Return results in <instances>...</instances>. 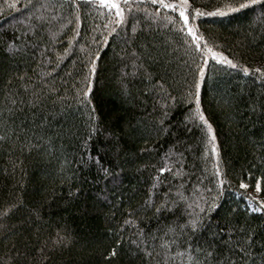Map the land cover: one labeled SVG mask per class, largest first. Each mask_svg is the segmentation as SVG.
I'll use <instances>...</instances> for the list:
<instances>
[{"label":"trees","instance_id":"1","mask_svg":"<svg viewBox=\"0 0 264 264\" xmlns=\"http://www.w3.org/2000/svg\"><path fill=\"white\" fill-rule=\"evenodd\" d=\"M39 2H50L52 9L37 12L28 0H0V109L5 110L6 119L0 126L4 137L0 140V209L21 200L24 205L6 221L11 232L0 238V259L8 260L25 245L35 254L43 241L61 230L72 242L51 255L47 264H165L166 260L181 264V257L174 256L175 248L165 253L151 240L152 248L145 245L151 257L127 241L116 244L122 237L136 239L133 227L117 232L130 211L146 233L156 228L153 212L142 205L156 173L152 165L162 166L160 154L177 141L181 143L176 151H184V167L189 173L184 177L190 181L186 188L200 179L205 187L215 188L213 163L231 182L222 186L218 207L209 214L213 224H264V216L247 210V201L240 194L245 190L239 189L241 179L250 184L247 193L255 188L257 178L264 187V83L257 81L256 74L245 76L211 59L203 65L202 110L213 126L218 149L217 159L209 155L206 161L203 133L185 122L189 105L182 102L202 58L190 43L192 38L175 30L179 24L166 27L164 20L154 22L150 13L156 6L149 0H130L134 6L131 12L125 10L126 22L109 35L104 28L107 11L102 15L87 0H77L74 9L69 6L71 0ZM224 2L190 0L192 8L204 12H214ZM41 12L57 19L38 25L33 17ZM262 12L264 6L256 4L224 16H198L190 23L216 51L255 68L256 63L264 65ZM61 23L66 24L62 29ZM50 33H56L58 42L52 44ZM102 36H108L107 42ZM9 43L18 49L15 55L6 51ZM65 48L70 52L53 73L56 91L46 93L38 107L25 104L9 116L7 97L18 93V102L21 97L28 99L21 87L27 77L25 81L18 77L27 73L35 79L36 61L43 58L40 53L54 60ZM93 58L92 103L79 104L77 93L86 85L87 64ZM149 75L151 80L146 79ZM157 80L176 97V106L169 108L165 121L169 131L163 135L157 131L161 117L155 102L158 97L146 91ZM93 105L99 119L90 133L88 113ZM164 176L171 178L168 173ZM70 192L74 194L70 196ZM30 209L40 211L39 220L31 216ZM166 222L161 218L162 224ZM260 236H264V228ZM113 249L117 255L105 259Z\"/></svg>","mask_w":264,"mask_h":264},{"label":"snow or ice","instance_id":"2","mask_svg":"<svg viewBox=\"0 0 264 264\" xmlns=\"http://www.w3.org/2000/svg\"><path fill=\"white\" fill-rule=\"evenodd\" d=\"M149 2L156 6L152 13H150L153 21L164 20L166 21V27L168 25L175 26L179 24V27L175 30L185 33L186 37L190 36L192 38L190 43L195 45V51L201 55V66H198L193 83L183 96L182 102L189 105L188 111L185 114V122L199 127L203 133V158L207 161L210 155L212 160H216L218 149L216 137L213 134V126L202 110L201 85L205 79V68L203 65H207L209 59H211L217 64L238 69L245 76L256 74L257 81L261 83H264V65L250 68L247 65L234 62L233 59L216 51L214 46L209 44L203 35L199 34L198 27L194 23H190V21H195L198 16H224L240 9L250 8L256 4L264 6V0H225L221 7H217L214 12H204L199 8H192L190 0H149ZM28 3L37 12L41 9L45 12L52 9L50 2L41 3L37 0L36 3H33V0H28ZM87 3L97 8L102 15L105 10L107 11L108 23L104 25V28L109 31V35L117 33L119 26L126 22L125 10L128 9L131 12L134 6V2L130 3V0H87ZM11 6L14 7L15 5ZM69 6L74 9L77 6V0H71ZM193 13L195 14L193 15ZM261 16L264 17V12L261 13ZM33 18L37 21L38 25L51 23V21L57 19L55 15L49 18L43 12ZM79 21L80 17L77 15L76 23H79ZM66 23H72V21L66 20ZM110 25L114 26L110 27ZM65 26V23L60 24L61 29ZM132 30L133 32L136 31L135 26ZM78 34L76 32V35ZM50 36L52 44L58 42L56 40V33H50ZM15 39L19 40L20 37L17 36ZM73 39H75V36L69 39V44H71ZM102 39L104 42H107L108 36H102ZM185 42L187 43L188 41L186 40ZM52 44L48 46L50 52L53 51ZM6 51L10 55H15L18 49L14 43H9ZM69 52L70 48H65L63 53L55 55L54 60L43 52L40 53L43 58L36 61V69H34L36 78L28 77L27 73H23L18 77L21 81H25L27 77V82L23 83L21 87L28 94V99L25 101L21 97L18 102L15 98L18 93L7 97L6 102L8 105H11V107L7 108L9 116H14L15 112L22 110L21 106L25 104L30 108L38 107L46 93H54L56 91L53 73L61 66L64 57ZM95 56L98 57L99 53H96ZM45 65L53 66L44 67ZM87 68L88 72L84 76L86 85L78 91L77 103L91 105L89 89L92 87L91 76L96 72L95 58L88 62ZM146 79L151 80V76H147ZM146 91L154 92L156 93V97H158L155 99V102L161 109V117L157 121V131L163 135L169 131L168 127L165 126V121L170 115L169 108L176 106V97L168 93L163 83L159 80L151 84ZM65 98L61 97L60 99L63 100ZM4 112V109H0V126L6 124ZM88 115L91 121L89 130L91 133L97 127L99 119L94 105ZM21 131H23L22 128ZM3 139L4 137L0 136V140ZM180 143V141H177L176 144L170 145L166 152L160 154L162 166L152 165L156 169V173L152 176L153 182L148 189V196L142 207L145 211L151 210L153 212L152 218L156 221V228L151 233H146L144 228L138 226L136 219H133L130 211L128 217L123 220L117 229V232L122 233L125 226L133 227L136 229L133 233L136 239L122 237L116 241V244L120 245L123 241H127L139 251H144L146 257H151L152 252L145 249V245L148 248L154 246L148 244V240H151L154 244H158V247L163 249L165 253L169 249L175 248L174 256L181 257V264H264V236H260V229L264 228V224L259 227L238 222L213 224L209 214L218 207L217 200L221 195L222 186L231 182L222 176L221 169L217 164L213 163L212 175L215 177V188L205 187L204 179H200L192 184L190 189L186 188L185 185L189 184L190 181L184 179V177L189 175L184 167L186 163L184 158L185 153L184 151H176L177 145ZM141 151L144 150L142 149ZM142 167H146V165H142ZM104 171L107 172L106 169ZM164 173H168L171 178H166ZM113 179L116 178L114 177ZM249 187V183L243 179L240 180L239 189L245 190L240 194L247 201V210L250 213L264 216V196H261L264 187H262L261 178L256 179L255 194L247 193L246 190ZM73 194V192L69 193L70 196ZM23 206V201L21 200L10 203L0 209V238H6V234L11 232L6 221ZM29 211L31 216H34L36 220L40 219V211L38 209H30ZM169 217L171 219H168ZM161 218L167 222L162 224ZM37 231L39 230L37 229ZM71 242L72 238L70 235L66 233L61 234V230H57L55 236L46 239L35 249V254L25 245L24 250L16 249L15 256H10L8 260L0 259V264H47L51 255H54L62 248L69 247ZM12 247L15 249V244ZM116 255L117 253L113 249L108 252L105 259ZM157 255H160V253H157ZM165 264H168L167 260Z\"/></svg>","mask_w":264,"mask_h":264},{"label":"rangeland","instance_id":"3","mask_svg":"<svg viewBox=\"0 0 264 264\" xmlns=\"http://www.w3.org/2000/svg\"><path fill=\"white\" fill-rule=\"evenodd\" d=\"M260 65H262V64H261V63H256V67H257V66H260ZM254 189H255V188H254ZM254 189L249 190V193H250V194H255V193H254Z\"/></svg>","mask_w":264,"mask_h":264}]
</instances>
